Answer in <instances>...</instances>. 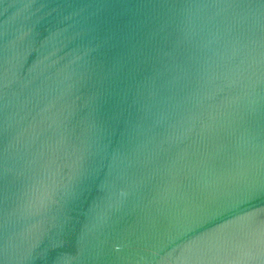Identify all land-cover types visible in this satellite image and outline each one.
<instances>
[{
    "label": "water",
    "instance_id": "water-1",
    "mask_svg": "<svg viewBox=\"0 0 264 264\" xmlns=\"http://www.w3.org/2000/svg\"><path fill=\"white\" fill-rule=\"evenodd\" d=\"M0 264H264V0H0Z\"/></svg>",
    "mask_w": 264,
    "mask_h": 264
}]
</instances>
